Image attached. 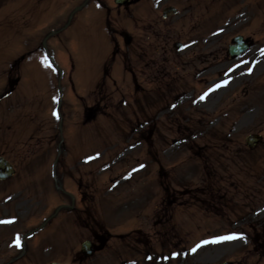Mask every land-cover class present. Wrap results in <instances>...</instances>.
Wrapping results in <instances>:
<instances>
[{"label": "rangeland", "instance_id": "rangeland-1", "mask_svg": "<svg viewBox=\"0 0 264 264\" xmlns=\"http://www.w3.org/2000/svg\"><path fill=\"white\" fill-rule=\"evenodd\" d=\"M166 5L177 14L162 18ZM133 10L0 0V93L20 58L0 100V153L16 168L0 181V221H14L0 223V264L70 262L86 238L102 248L77 264H264V0H142ZM107 18L114 63L96 97L102 119L85 122L110 59ZM238 33L253 46L231 59ZM251 132L263 142L248 149ZM240 183L253 189L245 200ZM229 235L243 238L211 242Z\"/></svg>", "mask_w": 264, "mask_h": 264}, {"label": "snow or ice", "instance_id": "snow-or-ice-1", "mask_svg": "<svg viewBox=\"0 0 264 264\" xmlns=\"http://www.w3.org/2000/svg\"><path fill=\"white\" fill-rule=\"evenodd\" d=\"M46 66L50 67V65H48L47 63H46ZM212 90H214V89H212ZM206 95H207V93H205L204 96H201V99L203 100ZM53 116L56 117L57 119L59 118L58 114L55 111L53 112ZM12 222H14V221H0V223H12ZM242 238L243 237H239V236H236V235H229V236L218 237V238H216L215 240H213L211 242L212 243H219V242H223V241H228V240H233V239H242ZM204 243H208V242L206 241ZM15 246L16 247H20L21 246L20 237L19 236H17V238H16ZM197 247H199V245ZM192 251L195 252L196 249L194 248Z\"/></svg>", "mask_w": 264, "mask_h": 264}, {"label": "water", "instance_id": "water-1", "mask_svg": "<svg viewBox=\"0 0 264 264\" xmlns=\"http://www.w3.org/2000/svg\"><path fill=\"white\" fill-rule=\"evenodd\" d=\"M241 47V43H240V45L238 46V48H240ZM257 137H255V136H250L249 138H248V141L249 140H254V139H256ZM9 173H11V170H10V168H9V166L8 165H5V163L4 162H0V177H4V176H6L7 174H9ZM89 242H85V243H83V249H84V252L86 253V254H88V253H90L91 251H92V249H90L89 248Z\"/></svg>", "mask_w": 264, "mask_h": 264}]
</instances>
